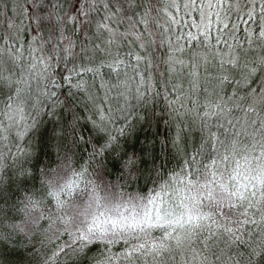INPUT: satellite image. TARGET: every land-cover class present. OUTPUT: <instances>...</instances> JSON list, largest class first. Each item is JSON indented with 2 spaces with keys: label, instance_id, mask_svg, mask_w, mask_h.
Returning a JSON list of instances; mask_svg holds the SVG:
<instances>
[{
  "label": "snow or ice",
  "instance_id": "obj_1",
  "mask_svg": "<svg viewBox=\"0 0 264 264\" xmlns=\"http://www.w3.org/2000/svg\"><path fill=\"white\" fill-rule=\"evenodd\" d=\"M0 264H264V0H0Z\"/></svg>",
  "mask_w": 264,
  "mask_h": 264
}]
</instances>
